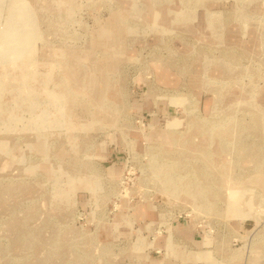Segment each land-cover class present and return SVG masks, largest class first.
I'll use <instances>...</instances> for the list:
<instances>
[{
    "label": "rangeland",
    "instance_id": "rangeland-1",
    "mask_svg": "<svg viewBox=\"0 0 264 264\" xmlns=\"http://www.w3.org/2000/svg\"><path fill=\"white\" fill-rule=\"evenodd\" d=\"M0 264H264V0H0Z\"/></svg>",
    "mask_w": 264,
    "mask_h": 264
},
{
    "label": "bare ground",
    "instance_id": "bare-ground-1",
    "mask_svg": "<svg viewBox=\"0 0 264 264\" xmlns=\"http://www.w3.org/2000/svg\"><path fill=\"white\" fill-rule=\"evenodd\" d=\"M138 2V1H137Z\"/></svg>",
    "mask_w": 264,
    "mask_h": 264
}]
</instances>
